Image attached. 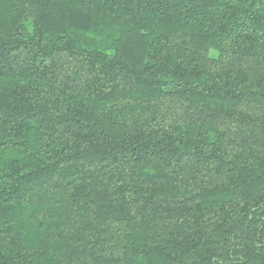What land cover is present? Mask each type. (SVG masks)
Returning <instances> with one entry per match:
<instances>
[{
    "label": "trees",
    "instance_id": "trees-1",
    "mask_svg": "<svg viewBox=\"0 0 264 264\" xmlns=\"http://www.w3.org/2000/svg\"><path fill=\"white\" fill-rule=\"evenodd\" d=\"M0 264H264V0H0Z\"/></svg>",
    "mask_w": 264,
    "mask_h": 264
}]
</instances>
